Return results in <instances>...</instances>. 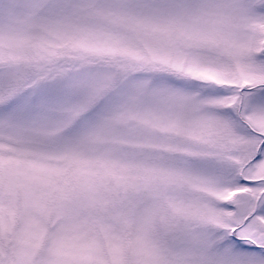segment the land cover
<instances>
[{
  "label": "snow or ice",
  "instance_id": "6c2138e0",
  "mask_svg": "<svg viewBox=\"0 0 264 264\" xmlns=\"http://www.w3.org/2000/svg\"><path fill=\"white\" fill-rule=\"evenodd\" d=\"M0 264H264V0H0Z\"/></svg>",
  "mask_w": 264,
  "mask_h": 264
}]
</instances>
